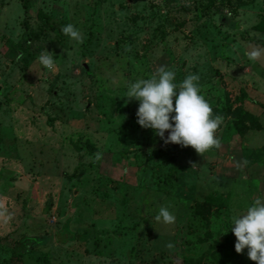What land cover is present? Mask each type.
Returning a JSON list of instances; mask_svg holds the SVG:
<instances>
[{
  "label": "rangeland",
  "instance_id": "obj_1",
  "mask_svg": "<svg viewBox=\"0 0 264 264\" xmlns=\"http://www.w3.org/2000/svg\"><path fill=\"white\" fill-rule=\"evenodd\" d=\"M160 66L199 77L217 147L136 123L126 85ZM211 194L222 206L197 212ZM257 198L264 0H0V264H255L220 231Z\"/></svg>",
  "mask_w": 264,
  "mask_h": 264
},
{
  "label": "clouds",
  "instance_id": "obj_2",
  "mask_svg": "<svg viewBox=\"0 0 264 264\" xmlns=\"http://www.w3.org/2000/svg\"><path fill=\"white\" fill-rule=\"evenodd\" d=\"M61 32L77 43L81 42L80 32L72 24L63 26ZM260 54L261 51L255 48L245 53L250 61H255ZM38 61L45 68L53 67L52 55L46 50ZM198 79L196 74H188L178 83L174 82V72L160 66L148 78L128 83L123 97L138 102L135 116L140 127L153 130L164 143L190 146L201 154L219 145L214 132L222 117L212 115V108L200 94L196 83ZM165 130L168 133L166 138ZM154 219L172 224L175 217L167 207L162 206ZM229 228L235 237L234 251L240 253L246 249L249 260L264 264V201L257 198L243 213L231 216L229 226L220 233Z\"/></svg>",
  "mask_w": 264,
  "mask_h": 264
},
{
  "label": "trees",
  "instance_id": "obj_3",
  "mask_svg": "<svg viewBox=\"0 0 264 264\" xmlns=\"http://www.w3.org/2000/svg\"><path fill=\"white\" fill-rule=\"evenodd\" d=\"M229 113H230V108L228 109ZM232 116H235L234 114H232ZM257 127L259 126V123L257 122ZM210 204H217L219 207L222 206V201H220L218 196H215L214 194L212 195H208L206 200L204 201V204H198L196 207V211L198 212L199 210L201 211H205V212H209L210 209ZM77 237H80V235H75ZM206 240H203L202 242H205ZM23 246L22 243H18V245L16 246L17 249V253H20V249ZM182 263L183 264H191V254L189 251H185L183 253L182 256Z\"/></svg>",
  "mask_w": 264,
  "mask_h": 264
}]
</instances>
